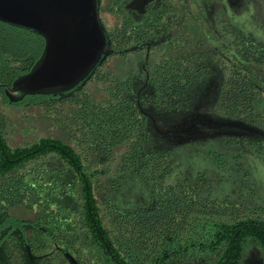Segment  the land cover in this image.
<instances>
[{
  "label": "trees",
  "instance_id": "1",
  "mask_svg": "<svg viewBox=\"0 0 264 264\" xmlns=\"http://www.w3.org/2000/svg\"><path fill=\"white\" fill-rule=\"evenodd\" d=\"M125 1L98 0V12L121 17L105 28L110 54L139 51L153 40L157 52L146 68L157 90L168 95L181 76L187 86L198 69L192 68L191 36H175L173 6L138 24L117 10ZM45 46L39 31L0 19V232L8 225L19 230L1 242L8 264H23L27 251L40 264H243L248 245L259 246L264 257V206H235L174 181L173 161L164 151H146L145 117L122 96L132 81L105 72L101 60L70 90L11 98L13 83ZM263 61V41L238 48L219 99L221 113L255 123L264 111V80L247 65ZM90 83L100 90L86 87ZM17 108L39 109L49 121L64 112L63 128L71 132L65 139L47 132L16 142L9 110ZM129 172H138L151 189L148 207L121 209L98 197L104 181L114 188Z\"/></svg>",
  "mask_w": 264,
  "mask_h": 264
},
{
  "label": "rangeland",
  "instance_id": "2",
  "mask_svg": "<svg viewBox=\"0 0 264 264\" xmlns=\"http://www.w3.org/2000/svg\"><path fill=\"white\" fill-rule=\"evenodd\" d=\"M154 2L157 0H127L118 6L117 10L130 17L138 18L144 15L139 18L141 20L150 15V12L152 15L148 7ZM184 2L185 4L175 5L181 13L187 11L186 22L182 30L177 26L175 36L191 31L193 39L198 38L199 35L204 34L200 25L202 24L210 36L218 37L219 42L215 43V51L224 54L228 45L227 37H224L225 33H221V19L231 18V23L244 34L264 40V0H184ZM97 17L104 32L105 28L109 30L118 22L115 13L110 14L102 9ZM177 24H180V21ZM205 48L212 47L207 45ZM112 50L107 41L108 53L105 56L103 54L101 62L104 63L105 72L111 73L121 82L128 78L132 81L131 90L126 91L122 96L137 104L139 114L146 115L144 116L147 118L148 149L166 151L174 162L175 172L182 178L187 177L191 185L200 189L203 195L220 200L229 198L230 201L236 202V196H240L235 193L240 191L245 194L240 200L237 198L240 206H264V159L263 155L257 152V149L264 148L261 147L264 145V127L246 120L244 116L232 117L217 111L225 72L213 53L206 52L203 58L204 64L208 66V73L191 79L185 98L171 100L164 108L154 103V99L159 95H155L151 80L147 77L146 71L143 72L144 54L133 50V53L123 56L110 54ZM254 64L255 71L264 77V63ZM83 85L84 83L80 88ZM102 86L104 90L107 88V84ZM86 87L92 91L100 90L98 84L90 83ZM76 92L77 90L71 91V98L76 96ZM187 97L189 100H186ZM9 112L12 120L10 133L16 142H20V139L47 135V132L65 139L64 135H69L71 132L63 128L66 122L64 112L53 116L50 121L46 119L44 112L36 108H17ZM255 118V121L263 122L264 111H259ZM212 151L224 155L223 165H219V158L215 157ZM239 155H242V158ZM239 159H241L240 165L242 162L247 174L250 173L251 179L248 182L253 183L252 187L257 189L255 197L248 190L250 185L241 182L243 170L236 163ZM106 182L107 180L99 190L100 199L109 189L106 187ZM243 185H247V188L242 189ZM111 199L114 203H118L121 209H131L136 206H147L150 202V193L140 177L132 176L128 182L112 193ZM3 256L0 250V264H5ZM32 257H29L25 263L35 264L38 257L33 255ZM243 264H264L263 252L259 246L246 247Z\"/></svg>",
  "mask_w": 264,
  "mask_h": 264
},
{
  "label": "water",
  "instance_id": "3",
  "mask_svg": "<svg viewBox=\"0 0 264 264\" xmlns=\"http://www.w3.org/2000/svg\"><path fill=\"white\" fill-rule=\"evenodd\" d=\"M97 0H0V19L35 29L46 38L41 58L10 89L37 93L75 86L108 53ZM106 49V50H105Z\"/></svg>",
  "mask_w": 264,
  "mask_h": 264
},
{
  "label": "flooded vegetation",
  "instance_id": "4",
  "mask_svg": "<svg viewBox=\"0 0 264 264\" xmlns=\"http://www.w3.org/2000/svg\"><path fill=\"white\" fill-rule=\"evenodd\" d=\"M130 2V1H129ZM128 2V3H129ZM176 3L179 5V3H184L185 4V2H184V0H157V2H154V3H152L151 5H150V7H148V10L149 11H152V15H151V12H150V15H147L146 17H144L143 19H141V20H139V18L140 17H142V16H144V15H141L140 17H138V18H136V17H133V16H131L132 18H133V20H134V22L135 23H138V24H142V23H145V22H147V21H150L153 17H155L158 13H159V11L165 6V5H172L173 6V13H175L174 14V18H173V24H174V26H175V29L177 28V26H178V28H179V30H182V28H183V25H184V23L186 22V19H187V15H186V13H187V11L185 12V13H181V11H180V9L178 8V7H176L175 5H176ZM179 9V10H178ZM147 10V11H148ZM147 11H146V13H147ZM107 12V11H106ZM109 13V12H108ZM145 13V14H146ZM111 14V13H110ZM117 16H118V22L117 23H119V19H120V15H118V14H116ZM178 21H180V24H177V22ZM221 21H222V24H221V33L223 32V33H225V36L224 37H229L228 39L226 38V40H227V45H228V48H226V53H224V54H222V53H219L218 54V52H216L215 51V45L219 42V40H218V37H213V35L212 36H210V34L209 33H207V31H206V28H205V26L204 25H202V24H200L201 25V28H202V33H204V34H202V35H199V37L197 38H194L193 39V37H192V34H193V32H191V31H188L187 32V34L188 35H190L191 36V40L193 41V44H192V47L194 48V50L191 52V54H192V62H194L193 64H192V68L193 69H198V74H196V75H194V76H192L191 78H190V80H189V83L191 82V79H193V78H198V77H201L202 75H204L205 73H208V66L207 65H205L204 64V62H203V58L205 57V53L206 52H212L213 53V56L217 59V62L218 63H220V65H221V67H222V69L224 70V72H225V81H224V83H223V85H222V89H223V86H225V82H226V79H227V77L230 75L229 74V72H231L232 71V69H233V64H234V58H236L237 56H238V48H240L241 47V45L243 44L244 46H248L253 40H257V41H263L264 42V40H262V39H258V38H256V37H253V36H251V35H246V34H244V32H242L239 28H237L235 25H233L232 23H231V18H230V20H222L221 19ZM116 24V23H115ZM187 27H189V26H187ZM175 31V30H174ZM195 34V33H194ZM204 37V38H203ZM158 40L159 39H161L162 37H161V35H159V36H157L156 37ZM154 43V41L153 40H151L150 42H148V44L146 45V47L144 48V49H141V50H139V51H135V47H133V50L135 51V52H140V53H142V54H144V56H145V62H144V70H143V72L144 71H146V73H147V77L151 80V84H152V88L154 89V92H155V95L157 94V95H159V96H157V98L156 99H154V103L157 105V106H159V107H164V108H166L167 107V103L169 102V101H174L175 99H177V98H179V97H183V98H185V94L187 93V89H188V86H189V83H188V85L187 86H185L184 85V80H183V76H181V77H179L178 79H177V81H176V83H174V85H176V87H173L172 89H171V91L169 92V94L168 95H163V94H161L158 90H157V88L155 87V85L153 84V81H152V79H151V76H150V74H149V71H148V69L146 68V65H147V63L148 62H150L152 59H153V57H155V53L157 52V49H156V47H155V44H153ZM216 43V44H215ZM207 45H210L212 48L211 49H206L205 47L207 46ZM133 50H131L129 53H127V54H130V53H133L132 51ZM151 53H152V59H150L151 58ZM127 54H125V55H127ZM124 56V55H123ZM254 63H256V64H263L264 63V61L263 62H249L248 63V65H247V67L249 68V69H251L257 76H259L261 79H263L264 80V77H262L260 74H258L256 71H255V69L253 68V65H255ZM129 79V78H128ZM127 79V80H128ZM132 87H133V85H132ZM222 89H221V93H222ZM263 92H262V94L264 95V87H263V90H262ZM171 95H173V97H169V96H171ZM221 96V95H220ZM219 99H220V97H219ZM186 100H189V97H187L186 98ZM134 103V102H133ZM163 104V105H160V104ZM218 103H219V100H218ZM218 103H217V111L219 112V113H221L220 111H219V109H218ZM135 105H137V104H135ZM139 110V109H138ZM223 114V113H222ZM141 116H143V117H145L144 115H142V114H140ZM224 115H227V114H224ZM230 116V115H229ZM145 120H147V118L145 117ZM255 123H258L259 125H261V126H263L264 127V121L263 122H257V121H255ZM148 143H149V138H148V142L146 143V145H145V147H146V151H152V150H149L148 149V147H147V145H148ZM261 147H264V145H261ZM165 153H166V155H167V157L169 158V156H168V153L166 152V151H164ZM257 152L258 153H261L262 155H263V159H264V148H259V149H257ZM212 153H213V155L215 156V157H218L219 158V165H223L225 162V159H224V155L223 154H217L216 152H213L212 151ZM241 158H242V155H239ZM170 159V158H169ZM172 160V159H171ZM173 161V160H172ZM240 161H241V159H239V162H236L237 163V166L238 167H241L242 168V170H243V174H242V180H241V182H242V184H247V185H250V188H248V190L251 192V193H253L252 195L255 197L256 196V188L254 189V187H252V185L251 184H253V183H249L248 181H249V179H251L250 178V173H248L247 174V172H246V170H245V167H243V165H242V162H241V165H240ZM221 167V166H220ZM174 174H176V175H174ZM173 178L172 179H174V181L175 180H181V181H187L190 185H191V183H190V181L188 180V178L187 177H185V178H182V177H180L179 176V174L177 173V172H175V166H174V162H173ZM133 176V178L134 177H136V178H141L142 180H143V182H144V184L146 185V187L148 188V190H149V193H150V202H149V204L147 205V206H136V207H133V209H135V208H140V207H148L151 203H152V192H151V189L149 188V186L146 184V182H145V180H144V178L138 173V172H134V173H128L127 174V176L126 177H124V179H121L120 180V182H119V184L118 185H116V187H114V188H109V185H106V187L107 188H109L108 189V191H107V194L105 195V196H107V197H109L110 198V200L112 201V199H111V195H112V193L113 192H115L118 188H120L124 183H126V182H128L129 181V179L131 178ZM222 180H224V179H222ZM244 181H246L247 183H244ZM110 183V180L109 181H107V184H109ZM247 185H243V187H242V189L243 188H247ZM198 191L200 190V189H197ZM201 191V190H200ZM202 192V191H201ZM235 194H239V196L240 197H237L236 196V202H234L235 203V206H239V207H244V206H240L239 204H238V202H237V198L240 200L241 198H243L244 196H245V194H244V192L242 193V192H237V193H235ZM252 196V198L254 199V197ZM217 200H219V201H229L230 199L229 198H225V199H222V200H220V199H217ZM113 202V201H112ZM232 202V201H231ZM114 203V202H113ZM115 204H117L118 206H119V204L118 203H115ZM260 206H263V205H260ZM120 208H121V206H119ZM255 207H257V206H255ZM132 209V208H131ZM15 212H16V214H15ZM13 213V215H15V216H19V217H22V214H21V212H18V211H13L12 212ZM19 230L17 229V228H12V226H10V225H8V226H6V227H3L2 228V231L0 232V250H2V252H3V249H4V242L3 243H1L2 242V240L4 239V237L5 236H7L8 234H9V237L11 238V239H14V238H16V235H15V233H17ZM15 243H17V244H20L19 242H17V240L15 239ZM3 254H4V256H3V258H4V261L3 262H5V264L7 263L8 264V261H7V255H5V253L3 252ZM32 255L33 256H37V255H34L33 253H31L30 251H27V253H26V256H24V261H23V264H26L25 263V261H28V258L30 257V258H33L32 257ZM38 258H37V260H36V262H35V264H40V257L39 256H37ZM42 261V260H41ZM43 262V261H42Z\"/></svg>",
  "mask_w": 264,
  "mask_h": 264
}]
</instances>
